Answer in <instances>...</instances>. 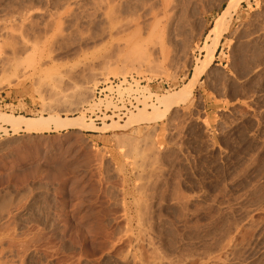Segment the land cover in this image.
I'll list each match as a JSON object with an SVG mask.
<instances>
[{
	"label": "rangeland",
	"instance_id": "1",
	"mask_svg": "<svg viewBox=\"0 0 264 264\" xmlns=\"http://www.w3.org/2000/svg\"><path fill=\"white\" fill-rule=\"evenodd\" d=\"M200 1L0 0V114L78 117L109 79L177 92L232 0ZM237 7L164 121L0 130V264H264V0Z\"/></svg>",
	"mask_w": 264,
	"mask_h": 264
},
{
	"label": "bare ground",
	"instance_id": "2",
	"mask_svg": "<svg viewBox=\"0 0 264 264\" xmlns=\"http://www.w3.org/2000/svg\"><path fill=\"white\" fill-rule=\"evenodd\" d=\"M239 1L240 0H232L230 3V6L228 8H226L215 20L214 26L210 29L209 34L205 38V39H207L206 45L203 46L204 47L203 50L206 53L205 58L202 59L200 61V63L197 64L196 68L194 69L193 76L189 79L188 83H186L180 90H178L177 92H174V93L169 92L168 94H163V95L158 94L157 95V94H154L153 92H151L149 95H151L153 97H150L151 98L150 101H148L149 99H147V96L145 94H143V95H145V96H143L144 101H145L144 106L140 109H137L136 112L131 113L130 116L125 121H123L124 123H122L120 121L112 120L111 122H103V124L97 125V124L93 123V121L92 122L86 121L84 119V118H86L85 112H84V111H86L85 109L87 107L95 108V107H98L99 105H101V102H99V105L96 104V102L94 103L93 98H92L91 103L90 104L88 103L89 105L81 108L80 116H78V117H61L58 114H50L49 116L32 118V117H24V116H15V115L5 114V113L1 112V114H0V130L2 129L5 135H7L9 132H12L13 134H18L21 132H24L27 134H39V133L50 132V131H52V132L78 131V132H92V133H108V132H114V131H117L120 129H129V128H132L134 126H139L142 124H156V123L164 121L175 108L179 107L182 104H185L191 98V96L193 95V91H194L195 87L197 86V84L199 83L201 77L211 67L213 59H215L214 58L215 51H216V49L220 43L221 37L224 34V32L226 30H228V25H229L230 20H231L230 18L232 17L231 10L238 6ZM200 2H199V4H200ZM187 4H189V3H187ZM162 5H164L163 12L164 11L167 12L168 10H170L169 9L170 5H168L167 1L166 2L164 1V4H162ZM193 5H194V3H193ZM173 6H175V4ZM175 8H176V6H175ZM175 8H174V10H176ZM165 12H164V14H165ZM234 12H235V10H234ZM169 13H170V11H169ZM126 53H128V55L126 54V56H124L125 60L124 59L122 60L125 67H126V65L128 66V64H130L132 61L136 60L137 56L140 55V54H138L139 51H137V54H136V50H135V52L131 51V53H130V51H127ZM120 54H122V52ZM124 55H125V53H124ZM138 59H139V62L137 61V63H140L141 58H138ZM140 65H142V63ZM123 68H124V66H123ZM133 68H135V67H133ZM139 68H141V66ZM136 70L139 71V69H136ZM125 71H127V70H125ZM130 71H132V70H130ZM125 73H127V72H125ZM234 73H235V71H234ZM5 80H6V82L10 81L9 79L8 80L5 79ZM5 80H4V82H5ZM10 82H12V81H10ZM9 84H11V83H9ZM137 86H140V85H137ZM80 89H81V87H80ZM77 92H76V94H77ZM81 93H82V91H81ZM143 93H145V92L143 91ZM77 96L78 97H76L75 100L69 101V99H68V101H66L67 100L66 98H64L66 100H64V99L63 100L66 101V104L69 107H73V106L75 107L76 104L81 99L80 94H77ZM82 116L84 118H82ZM139 152H138V154H139Z\"/></svg>",
	"mask_w": 264,
	"mask_h": 264
},
{
	"label": "built area",
	"instance_id": "3",
	"mask_svg": "<svg viewBox=\"0 0 264 264\" xmlns=\"http://www.w3.org/2000/svg\"><path fill=\"white\" fill-rule=\"evenodd\" d=\"M92 96L94 103L99 105L101 102V105L87 107L84 112L86 120H92L97 125L112 120L123 122L144 106L143 91L137 88L132 78L103 81L93 90Z\"/></svg>",
	"mask_w": 264,
	"mask_h": 264
}]
</instances>
